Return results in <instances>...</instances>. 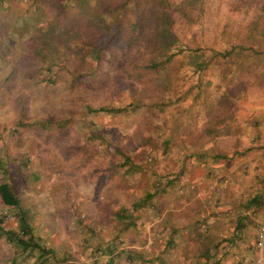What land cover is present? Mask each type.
Listing matches in <instances>:
<instances>
[{"label": "rangeland", "instance_id": "obj_1", "mask_svg": "<svg viewBox=\"0 0 264 264\" xmlns=\"http://www.w3.org/2000/svg\"><path fill=\"white\" fill-rule=\"evenodd\" d=\"M261 1L171 0L176 43L182 46L174 56L186 59L182 53L196 46L195 51L210 59L201 69L184 61L165 85L139 96L134 108L87 110L76 100L66 122L39 125L28 121L42 112L36 89H29L17 70L0 83L15 90L11 97L0 91V179H12L35 232L53 247L41 264H194L190 221L197 219L205 230L219 222L222 226L214 235L227 236L239 202L256 189L264 194V73L245 68L236 75L232 54L212 53L228 47L229 40L238 41L239 30L254 12H264L258 7ZM31 11L29 0L0 1V15L9 19L7 24L16 15L18 23L34 17ZM9 30L10 37L0 39V75L9 68L12 46H19L14 29ZM84 60L90 69L83 76V96L93 106H124L130 98L128 88L119 93L110 90L113 83H99V66L109 69L106 58L99 55L98 65H92L97 59L89 54ZM64 81L62 75L53 86L44 80L38 85L52 88L58 99L67 90ZM222 94L234 102L233 117L227 125L219 124V132L207 133L210 101ZM89 130H99L111 141L89 137ZM163 138L168 139L166 146ZM115 143L134 164L124 162ZM214 148L225 149L227 156L210 158ZM174 173L176 178L165 182L164 175L171 178ZM166 183V191L137 209L134 225L121 231L111 225L113 209ZM170 207L186 209L183 216L165 217ZM1 213V224L17 225L15 206L0 203ZM263 216L264 207L251 212L239 237L220 241L214 254H223L222 264H252L251 244ZM173 225L179 240L163 248ZM37 254L0 234V264H35Z\"/></svg>", "mask_w": 264, "mask_h": 264}, {"label": "trees", "instance_id": "obj_2", "mask_svg": "<svg viewBox=\"0 0 264 264\" xmlns=\"http://www.w3.org/2000/svg\"><path fill=\"white\" fill-rule=\"evenodd\" d=\"M29 3L34 17L22 18L21 25L16 22L19 20L17 15L8 24L9 19L0 15V39L10 37V33L6 34L12 31L9 30L10 27L14 29V39L19 41L18 47L16 43L12 46L15 49L14 55H11L9 68L4 69L0 75V83L8 80L11 72L17 70L21 73L23 83L29 89H36V94L40 95L39 106L42 107V112L35 114L29 122L39 125L51 122L62 124L70 118L76 100H80L87 110L134 108L140 102L139 96H149L160 85H165L169 75L184 61L191 63L196 69H201L210 59V56H203L201 51H195L198 48L196 46L191 51L182 53L186 59L174 56L182 50V46L176 43L177 33L169 12L171 0H29ZM258 7L264 8V1L259 2ZM37 22L41 23V27H36ZM220 30L224 31L222 28ZM238 35V41L229 40L228 47L213 50L212 53L226 57L232 54V70L236 75L241 74L245 68L250 71L254 68L264 73V12H254L248 25L239 30ZM4 43L3 47H6V41ZM99 52L101 54H97ZM88 54L97 59L92 65L101 63L98 60L99 55L100 58H106L109 64V69H101L99 66L97 76L100 85L108 86L113 83V89L110 90L117 89L119 93L129 89L130 98L124 106H93L83 96L86 91L83 76L90 69V63L84 60V56ZM62 75L65 76L63 85L67 90L63 95H58V99L52 95V88L38 85L39 80H44L53 86ZM1 87L0 85L1 94L13 96L14 89L2 87V91ZM20 87L21 85L18 89ZM210 102L211 113L207 112L208 126L205 129L207 133H217L219 124L225 126L233 117L234 102L225 100L223 94L216 97V101ZM87 133L89 137L99 136L102 140L111 141L99 130H89ZM167 143L168 139L163 138L162 144L166 146ZM115 144V150L122 153L124 162L130 161L134 164L130 155L119 144ZM205 154L208 155L201 153L202 156ZM209 155L210 158H225L227 152L223 148H214ZM5 177L0 179V203L16 207L17 225L12 227L1 224L5 215L1 213L0 234L4 232L22 250H38L35 264H41L48 254L53 253V247L45 244L40 234L35 232L31 214L27 208L21 206L15 184L11 178ZM164 178L165 182H169L176 178V173L171 178L164 175ZM167 184L144 190L130 204L121 203L120 207L112 211L111 225L117 231L134 225L137 209L160 190L166 191ZM228 198L226 195L225 199ZM239 205L240 209L231 219L232 230L227 236L214 235L222 226L219 222H213L210 230H205L200 227L197 219L190 221L194 239L193 253L196 257L194 264H222L223 254L215 255V249L223 238L233 241L239 237L251 221V212L259 213L263 209V190H254ZM185 209L186 207L178 210L170 207L166 209L165 217L183 216ZM177 229L173 225L168 231L163 248H169L179 240L175 235ZM111 258L109 257L108 263Z\"/></svg>", "mask_w": 264, "mask_h": 264}, {"label": "built area", "instance_id": "obj_3", "mask_svg": "<svg viewBox=\"0 0 264 264\" xmlns=\"http://www.w3.org/2000/svg\"><path fill=\"white\" fill-rule=\"evenodd\" d=\"M252 264H264V216L258 221L251 244Z\"/></svg>", "mask_w": 264, "mask_h": 264}, {"label": "crops", "instance_id": "obj_4", "mask_svg": "<svg viewBox=\"0 0 264 264\" xmlns=\"http://www.w3.org/2000/svg\"><path fill=\"white\" fill-rule=\"evenodd\" d=\"M221 170V169H220Z\"/></svg>", "mask_w": 264, "mask_h": 264}]
</instances>
